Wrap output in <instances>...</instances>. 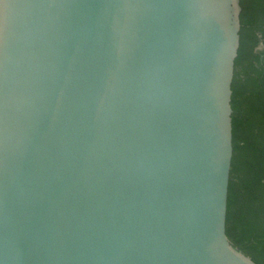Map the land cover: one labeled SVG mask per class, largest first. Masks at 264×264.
Masks as SVG:
<instances>
[{
    "label": "water",
    "instance_id": "95a60500",
    "mask_svg": "<svg viewBox=\"0 0 264 264\" xmlns=\"http://www.w3.org/2000/svg\"><path fill=\"white\" fill-rule=\"evenodd\" d=\"M240 0H0V264H257L226 233Z\"/></svg>",
    "mask_w": 264,
    "mask_h": 264
},
{
    "label": "trees",
    "instance_id": "16d2710c",
    "mask_svg": "<svg viewBox=\"0 0 264 264\" xmlns=\"http://www.w3.org/2000/svg\"><path fill=\"white\" fill-rule=\"evenodd\" d=\"M240 4L226 233L257 264H264V0Z\"/></svg>",
    "mask_w": 264,
    "mask_h": 264
}]
</instances>
